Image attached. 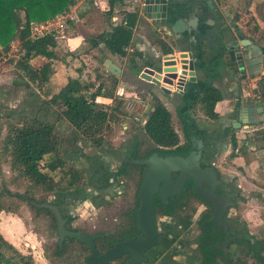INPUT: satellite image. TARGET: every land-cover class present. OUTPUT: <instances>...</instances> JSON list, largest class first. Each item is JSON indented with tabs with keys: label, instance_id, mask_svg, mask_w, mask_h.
<instances>
[{
	"label": "crops",
	"instance_id": "1",
	"mask_svg": "<svg viewBox=\"0 0 264 264\" xmlns=\"http://www.w3.org/2000/svg\"><path fill=\"white\" fill-rule=\"evenodd\" d=\"M219 1L220 4L214 0L216 7L213 10H209L203 0H167L169 7L172 8V17L170 23L165 24L142 16L139 8L131 5L128 0H125L123 4L115 5L111 14L105 13L108 8L106 0H76L68 11L60 14L66 20L62 37H60L59 31L54 25L55 19L60 15L48 20L50 23L48 26L50 29L49 33L53 34L56 43L52 49L53 58L50 59L51 73L40 87H36L29 82L13 66V62H5V56L9 55L11 50L0 56L1 113L10 118L14 116L11 113L13 112V107H17V109L26 112L29 116L35 115L41 120L54 124L57 131L63 136L61 149L63 155L66 151L64 146L67 143L70 151H78V136L62 118H58L55 108L47 105L45 101L68 78L78 79L80 82L87 84L88 93L96 90L93 99L96 107L108 108L115 96H128L133 93L143 94L151 91L169 111L171 122L173 123L174 118H177L180 132L179 116H184L195 124L202 140L204 162H209L214 167L213 162L216 160V154L221 150L224 152L223 156L226 159L227 157L230 158L236 167L246 172V175L242 173L244 175L238 178V182L250 184L251 188L249 189H253V191L249 195L262 199L264 197V145L257 130L264 127V104L254 99L253 96L254 92L258 91L260 78L264 76V58L260 61L259 72L256 75L246 73L244 77L237 71L235 63L230 61L226 55H221V62L215 67L214 75L211 78L204 76L202 66L216 58L225 47L226 40L230 38L247 39L256 44L260 48V54L264 55L261 50L262 46H264V4L263 0ZM91 5H95L96 9ZM134 8L138 11V19L133 27L127 51H136L141 54V57L134 60L135 68L127 57L113 55L101 42L102 38L109 34L111 26L121 21L123 11H131ZM76 12L80 18L78 22H76ZM235 13L238 14L236 21L233 20ZM171 22L176 23L174 25L176 33L170 31L169 25ZM153 36L161 38L171 47L172 52L170 54L176 55L180 51H187L196 57L194 62L195 80L193 82L188 81L183 92L177 93L170 90V92L166 93L151 82L138 77L146 62L149 61L154 64L157 63L158 59H162L165 56L160 53L157 46L152 44L151 38ZM87 42L91 43L92 46L90 47ZM12 56L16 57L14 54ZM46 61L42 56H35L29 60V63L37 68ZM110 64L117 68L116 74L107 68ZM174 65L179 67L178 60H175ZM136 69L139 70L138 73H136ZM206 81L215 86L221 94V99L214 105V110L217 113V118L214 120L205 117L198 104L191 108V102L189 104L182 103V99L186 97L190 101L192 98L190 93L193 94ZM56 84L58 86L55 87ZM98 87H100L99 90H97ZM238 100L259 101L261 103V111L256 112V121L254 123H248L244 116L241 117L238 127L232 126V123L236 125L237 113L235 105ZM127 103L132 104L137 109H141L142 104L147 109L148 105L140 100L126 98L123 106L126 107ZM9 104H11L10 107L8 106ZM134 114L139 116L135 112ZM126 116H120L113 121L118 122L121 124V128H124L123 123H125ZM113 121L110 124L114 135L116 129ZM226 130L235 134L238 138V143L232 156L230 155V144L224 138V131ZM127 131L129 132V130L125 132ZM5 134L6 131L2 128L0 130V138H3ZM254 137L260 143L257 147H255L256 141L254 142ZM114 139L115 137L112 138V140ZM106 143L107 141L104 144ZM115 147L116 154L119 155L118 159H122L131 151L133 140H124L122 138L118 140V144ZM89 149H94V152L97 150L95 147H90ZM236 151L240 155H236ZM103 152L108 155L105 150ZM88 153H93V151L88 152L83 149L82 155H79L83 156L84 154L86 161L90 157L86 163L82 164V162L80 166L85 170L88 182L84 187L73 191L80 192L85 189L86 195L82 198L87 196V198L89 197L88 199L95 202L115 189L113 187L115 181L112 179L111 174L107 177V182L105 180L100 181V174H103L106 170L101 165L97 164V166H94L93 162L89 161L94 158H91ZM45 156L44 161H48ZM105 159L110 162L111 157ZM69 161L74 163L72 159H69ZM1 167L2 170L7 169L4 164ZM92 167H96L95 173ZM57 171L58 169L50 174ZM108 182L111 185L110 188L108 187L109 185L107 186ZM92 184H94L93 187ZM229 185L234 189V195H237V200L239 189L232 184ZM255 189L261 192L254 191ZM19 215V210L17 213L0 211V234L20 253L30 254L39 244L38 236L32 229L26 227ZM158 222L159 225H164V218H159ZM247 231L251 237L257 240L258 238H264V236H252L248 229ZM163 236L162 234L161 240L156 246L147 251L148 259L145 264H199L196 258L186 253L185 243L178 240L173 242L171 246H166L167 241H163ZM240 255L238 253L237 256ZM216 261L224 264V262Z\"/></svg>",
	"mask_w": 264,
	"mask_h": 264
},
{
	"label": "trees",
	"instance_id": "2",
	"mask_svg": "<svg viewBox=\"0 0 264 264\" xmlns=\"http://www.w3.org/2000/svg\"><path fill=\"white\" fill-rule=\"evenodd\" d=\"M75 1L0 0V56L12 51L11 48H13L16 57L14 56L8 61L13 62V66L36 87H40L51 73L50 59L53 58L52 49L56 41L52 33L31 35L30 23L52 19L54 16L68 11ZM106 1L108 8L105 13L111 14L113 7L123 4L125 0ZM216 2L220 4L219 0ZM137 19V9L124 10L121 21L111 26L109 34L101 40L110 53L117 57H127L134 68V60L141 57V54L136 51L128 52L127 47L130 44L132 30ZM237 19L238 14L235 13L233 20ZM151 42L163 55L172 52L171 47L159 37L153 36ZM261 50L264 53V46ZM221 55H223V50L216 58L202 66L206 78H211L214 75L215 67L221 62ZM35 56H42L47 61L35 68L29 63V60ZM151 65L149 61L145 63V66L151 67ZM135 71L138 73L139 70ZM87 89V84L78 79L68 78L55 93L48 96L45 103L55 108L58 118H62L82 141L95 148L101 147L111 137L112 126L110 123L120 116L126 115L123 110L126 98L140 100L149 105V108L143 111L146 115L142 122L140 121V127L151 144L144 143L137 136H133L134 158H144L154 151L186 154L194 148L195 139L199 138V134L194 132L188 118L179 116L182 134L180 140L171 122L169 111L151 91L143 94L115 96L110 106L103 108L96 107L93 103L96 90L88 93ZM99 89L100 87L97 90ZM253 98L264 104V76L260 78L258 91L254 92ZM220 99L221 94L218 89L206 81L193 92L190 101L186 97L182 99V103L189 104L191 102V108L198 104L203 115L214 120L217 118L214 105ZM134 117L140 120L139 116L135 114ZM2 128L5 129L6 134L0 138V211L17 213L21 204H24L32 216L46 214L48 221L45 226L48 236L55 235L56 238L50 244L49 252L45 246L43 247V250H46L44 256L53 264H56V260L62 261V264H85L84 259L88 255V251L73 234L76 232L87 233L71 227L73 218L70 215H60L64 234L59 235L57 218L52 209L55 203L52 200H46V195L84 187L88 182L85 170L76 167L74 163L68 161L63 155L61 156L63 136L57 131L54 124L41 120L35 115L28 116L23 111L18 113L17 118L10 119L0 111V130ZM257 133L264 145V127L258 129ZM224 138L230 144V155L232 156L238 138L227 130L224 131ZM46 154L50 155L48 161H44ZM2 164L6 165V170H2ZM56 169H58L57 172L50 174ZM141 170V165L130 162H124L117 167L114 175L123 180L124 198L129 192L136 201L135 196L140 183ZM190 198H193L196 204H202L208 208L209 212L211 211L210 203L203 196L197 194L190 178L185 182L180 196L169 198L166 205L155 198L154 211L161 215H170L173 213V208L177 207L181 212L191 200ZM122 210L119 212V216L122 215ZM132 210L133 208L127 214L129 217H133L134 226L135 216ZM209 214H201L200 219L195 223L198 232L192 240L194 244L192 254L198 257L199 264H212L215 259L220 257V252L213 248L215 235L203 223ZM179 216L185 219L189 218L188 214ZM121 226L123 227L122 224L120 228ZM106 229L102 227L94 239L98 253L103 252L117 240L111 234L105 233ZM120 231L122 229L118 232ZM128 234L123 232L122 237ZM117 260L121 261V259ZM117 260H113V262ZM0 264H34V262L29 253H20L0 234ZM233 264H264V238L255 239L253 243L247 242L245 252L236 256Z\"/></svg>",
	"mask_w": 264,
	"mask_h": 264
},
{
	"label": "water",
	"instance_id": "3",
	"mask_svg": "<svg viewBox=\"0 0 264 264\" xmlns=\"http://www.w3.org/2000/svg\"><path fill=\"white\" fill-rule=\"evenodd\" d=\"M141 4L138 7L142 16L153 19L157 22L169 24L172 17V8L169 7L167 0H140ZM205 6L209 10L216 7L214 0H203ZM173 23V24H172ZM171 22L169 25L170 31L176 33L174 25ZM260 48L247 39H227L223 48V55H226L230 61L235 63L237 71L242 77L248 73L256 75L259 70L260 61L264 55L260 54ZM175 60H178L181 74L176 77ZM196 57L192 56L191 52L180 51L176 55L168 54L158 59L157 63L152 64V67L145 66L141 69L138 77L146 80L157 86L163 92L181 93L180 84L183 80V75H187L186 81L193 82L194 78V62ZM112 73L116 74L117 68L113 65L107 67ZM174 87V88H173ZM192 94L190 93V97ZM236 107L237 120L232 123V126H239L241 117L245 116L248 123L256 121L255 114L261 111V103L259 101L238 100ZM149 108V105H147ZM189 120V119H188ZM193 130L197 131L195 124L189 120ZM82 155V152L79 153ZM134 164L142 165L143 171L137 191L138 207L135 211L136 223L139 232V238L130 237L126 240L113 243L103 252L98 253L94 244L96 234H84L76 232L73 234L77 240L84 244L88 255L85 257V264H109L110 261L126 254L128 258L121 264H138L145 262L147 258L141 253H145L154 247L156 243L157 231L155 229L151 212L152 196L159 193L160 200L165 203L166 196L172 193L180 194L181 188L186 178H191L194 182V189L198 195L203 196L209 203L212 204L213 213L210 218L212 220L218 213V204L223 201L222 208L232 205L229 196L226 194H216L213 185L209 188L202 187L201 183L209 180L210 183L216 182V170L214 167L203 161L202 140L195 139L194 148L189 150L186 155H167L160 156L156 152H151L145 158L131 159ZM176 171L178 175L172 179L170 172ZM57 218V232L59 235L64 234L60 215L55 208L52 207ZM219 214H222L220 212ZM225 223L223 227L225 228ZM244 236L252 238L248 232ZM249 238H247L249 240ZM245 239V242L248 240ZM212 264H221L214 261Z\"/></svg>",
	"mask_w": 264,
	"mask_h": 264
},
{
	"label": "rangeland",
	"instance_id": "4",
	"mask_svg": "<svg viewBox=\"0 0 264 264\" xmlns=\"http://www.w3.org/2000/svg\"><path fill=\"white\" fill-rule=\"evenodd\" d=\"M91 6L96 9L95 5H91ZM75 15H76V22L80 21L79 14L76 12ZM53 18H55V16ZM87 44L90 47L92 46L91 43L87 42ZM11 49H12V51L10 52V54L5 56V58H6L5 62H8V60L10 58L14 57V56H12L14 54L13 48H11ZM56 86H58V85L56 84L55 87ZM10 105L11 104H9L8 106L10 107ZM134 109H136V110H134ZM144 109L145 108H144L143 104L141 106V109H137L134 107L129 108L127 106L123 107V110L126 112V115H127L125 117V123H123L124 128H121V124H119L118 122L113 121L114 128L116 129L115 134H114L115 136L112 133L111 137L107 140V143L103 145L104 147L103 146L100 147L101 149L97 148L96 152H98V153L94 152V149L90 150L89 148L90 147L92 148L93 146L90 145L89 143L83 142L78 137L77 138V141L79 143V145L77 147L78 151L77 152L70 151L68 148L69 144L67 143L64 146L66 151L64 152L63 156H65L68 161H69V159H72L74 161V163L76 164L75 166L80 167L81 163L82 162H83L82 164L86 163L90 157L86 161L84 154H83V156H79V152H83V149L84 150L86 149L88 152L93 151V153H88V155L91 156V158L92 157L94 158V159L89 160V161H92L94 166H97L96 161H98V162L100 161L105 165V167H107L105 169L106 171L103 174L101 173L100 177H99L100 181L105 180V182H107V177L110 176L109 171L111 169L115 168V166L118 164V161H119V159H118L119 155L116 154V147H115L116 144H118V140H120L122 138L124 140H126V139L133 140L132 137L137 136L138 139L143 141L144 143L147 142V143L151 144L150 140L143 133V131L140 127L141 122L144 119L143 117H145V115H146L145 112H143ZM19 111L20 110L17 109V107H13V112H11V113L14 116L10 117V119L17 118ZM134 112L139 115V119L141 122L136 119L137 117H134ZM172 124H173V127L175 128V130L177 131V133L179 134V138L181 140L182 139L181 138V132L179 130V124H178L176 117L174 118ZM126 130H129V132L128 131L125 132ZM113 131H114V129H113ZM114 137H115V139L112 140V138H114ZM255 141H256V138L254 137V142ZM258 145H260V143H259V141L258 142L256 141L255 147H257ZM103 150H105L107 152V154L110 155V157H111L110 162L106 161L105 158H110V157H108V155H105ZM60 153L62 156V151ZM223 154H224V152H222L221 150H219L217 152L216 160H214L213 165H214V168H216L218 170V173L222 176V178L228 184H232V185H234V187L236 186L239 189L238 199L236 200V202L231 207V212H234V214H235L234 217L237 220L241 221L245 225V228L248 229L252 233L253 236L262 237V236H264V197L262 199H260V198H255L252 195H249V193L251 191H253V189H249V188H251V185L238 182V178H240L241 175H244V174L246 175V172L244 170L242 171L238 167H236V165H234L235 163L228 157L226 159V157L223 156ZM235 154L240 155L239 153H237V151L235 152ZM115 156H116V158H114ZM45 159L49 160L50 155L46 154ZM67 167H68V165H67ZM95 168L92 167V169L94 170L93 171L94 173L96 172ZM242 173H244V174H242ZM90 179H91V177H90ZM91 181H92V179H91ZM93 182H95V180H93ZM93 185L94 184H92V187H93ZM119 189H120V187L116 188L114 191H118ZM85 191L86 190L84 189L83 191H80V192L69 193L67 195V197L68 196H69V198L73 197V202L71 201L70 203H66V201H65L66 198L64 197V195H62V192H57L55 194L46 195V200L47 201L55 200V208L57 209V211L60 214H62V210H63V212H66V213H69L72 211L73 213H76V215H77V213H79L80 215H78L77 220H76L77 224L83 225L86 222L87 223L92 222L95 225L94 227H96L98 224L97 223L98 219L96 220V218H94V216H92V215L93 214H98V215L102 214L101 212H99V209H98L99 205L93 206L94 203H96L98 200L95 202L91 201L90 199H88L89 197L87 198V196L85 199L79 200L76 197L77 195L84 197L86 195ZM254 191L261 192L258 189H255ZM112 194H115V193L113 192V193H111V195ZM99 200H100V202H102L101 198ZM195 204H196V201L194 199H191L187 203L185 208L180 212V214H182V215L188 214L189 219L191 218L190 222L192 225L189 228V230L192 229V233L190 232V238L192 236L194 237L198 232V228L195 225L197 219L195 220L194 217L196 215L198 216V214L201 215V214H206L209 212V210L206 206H204L202 204H200V205L196 204V206H195ZM66 205H67V209H65ZM87 208H90L89 213L84 212V210H87ZM19 212H20L19 216H20V219L22 220V222H24V224L26 225V227L28 229L30 228L33 231H36L35 233L38 236L39 244H37V247H35V249L30 253V255L33 258L34 264H53L49 261V259H47L44 256V254H45L44 252H46V250H47V252H49V246H50V244H52L54 242V240L56 238L55 235L54 236H48V230L46 229V226H45L47 221H48V216L44 213H41L40 215L32 216L29 209L24 204H21ZM88 216H90V217L92 216V218L88 219ZM180 219H179V222H180L179 224L181 225V224H183V222ZM192 221H193V223H192ZM181 237H179V238H181ZM44 246L46 247L45 251L43 250ZM192 246H194V244L191 243L189 247H192ZM25 254H28V253H25ZM192 256L198 260V257L196 255H192ZM180 258H182V257H180ZM55 263L56 264H62V261L56 260ZM119 263H120V261L117 260L116 262H111L110 264H119Z\"/></svg>",
	"mask_w": 264,
	"mask_h": 264
},
{
	"label": "flooded vegetation",
	"instance_id": "5",
	"mask_svg": "<svg viewBox=\"0 0 264 264\" xmlns=\"http://www.w3.org/2000/svg\"><path fill=\"white\" fill-rule=\"evenodd\" d=\"M156 153L160 156H167V155H174V154H179V155H186L187 154V153L186 154H180V153H159V152H156ZM133 158L134 157H133V147H132L131 151H129V153L126 154L124 158L119 159L118 164L115 166V168H113L109 171V174L112 175V179L115 181V184L113 185V187L115 189L120 187V189L118 191H114L115 190L114 189L110 193L108 192L104 197H102V199H101L102 202H100V200H98L96 203H94L93 206L99 205V207H98L99 212L102 213L101 215H98V214L92 215V216H94V218H96V220L98 219V221H97L98 224L96 227H94L95 225L92 222L91 223L86 222L83 225L77 224L76 220H77L78 215H80L79 213H77V215H76V213H73L72 211L69 213H66V212H63V210H62V214H60L58 212L59 215H62V216L70 215L73 218V220L71 221V224H70L71 227L77 228L80 231H84L87 234L98 235V232L101 231L102 227L103 228L105 227V228H107L105 230V233H109V234H111V236L114 239H117L115 242L126 240L130 237L139 238V232H138V228H137L136 215H135V211L138 207L137 192H136V196H135L136 201H135V198L133 199L131 193H129V192L127 193L125 199L123 200L122 197H123V193L125 191V186L123 184V180L114 175L117 167L120 164H122L124 162L132 163L131 159H133ZM134 159H137V158H134ZM96 163L98 165H101V167L104 169L107 168L100 161L99 162L96 161ZM206 163L212 165L209 162H206ZM215 170H216V182L210 183V181L207 180V181L202 182L201 185L204 188H209L213 185L214 192L216 194H218V195H220V194L226 195L227 194L229 196L230 201L232 202V205L226 206L225 209L223 210V208H222L223 201H221L218 204V211H217L218 213H216L215 217L212 220H210L212 213H213V207H212V204L210 203L211 211L208 212V213H210L209 217L206 220H204L203 223L205 226H208L210 228L211 233H213L215 235V239L213 242V248L220 252V257L215 259V261L218 260V261L224 262V264H233L238 253L243 254L246 250L247 242H245L244 240L249 238V237L244 236V233L248 232V231L245 228V225L241 221L237 220L234 217L235 214L233 212H231L230 208L236 202V198H237V195L236 196L234 195V189L222 178V176L218 173L217 169H215ZM142 171H143V166H142L141 174H142ZM177 175H178V172H176V171L170 172V176L172 179H175L177 177ZM188 179H189V177L186 178L185 182ZM140 180H141V175H140ZM185 182H184V184H185ZM184 184H183V186H184ZM192 185L194 188L193 180H192ZM107 186L110 188L111 187L110 183H108ZM183 186L181 188V191L183 189ZM76 190H78V189H76ZM111 190H112V188H111ZM70 191H73V190H70ZM70 191L62 192V195H64V197L66 198L65 199L66 203H70L71 201L73 202V197L72 198L71 197L69 198V196L67 197V195L69 194L68 192H70ZM137 191H138V188H137ZM181 191H180V194H181ZM113 192L115 194L111 195V193H113ZM70 193H72V192H70ZM180 194L176 195L175 193H172V194L167 195L165 203H163L160 200L158 192L152 196L153 209L151 212V216L153 219L155 229L157 231L156 243L154 246H156L158 244V242L161 240V236L163 234L164 236L162 239H163V241H167L166 246L167 245L171 246L173 244V242L180 240L186 244V247H185L186 253L193 255L191 252H192V249L194 248V246H192L191 248L189 247L190 244L192 243L193 238H194L193 236L190 238V232L192 233V229L189 230V228L192 225L190 222L191 218L190 219L189 218L185 219L183 217L181 218L179 216L180 211L177 207L173 208V213L170 215H161V214L156 213L154 211V206H155L154 200H155V198L157 200H159L163 205H166L169 198L174 197V196L179 197ZM76 197L79 200L85 199V198H82L80 195H77ZM190 199H193V198H190ZM52 201H54V203H55V200H52ZM135 202H136V204H135ZM156 205H157V203H156ZM131 208H133L132 212L134 213V216H135L134 217V226H133V217H129V215L127 214V212H129L131 210ZM65 209H67V205L65 206ZM121 209H123L122 215L119 216V212L121 211ZM84 212L89 213L90 208H87V210H84ZM220 212H222V214H219ZM92 216L91 217L88 216V219L92 218ZM161 217L164 218V225L163 224L159 225L158 220ZM179 219L183 222V224H181V225L179 224L180 223ZM194 219L195 220L200 219V214H198V216L196 215L194 217ZM192 223H193V221H192ZM223 223H225V225H226L225 228L223 227ZM121 224L123 225V227L121 226V228H120ZM120 229H122V231L118 232ZM123 232L129 233V234L127 236L122 237ZM179 237H181V238H179ZM115 242H113V243H115ZM248 242L253 243L254 240L252 238H249ZM141 254L147 258V254H148L147 252H145V253L142 252ZM127 258H128V255L124 254V255H122V256L114 259V260L121 259V261L119 263V264H121ZM111 262H113V260L110 261L109 263H111ZM145 263H147V260L145 262H139L138 264H145Z\"/></svg>",
	"mask_w": 264,
	"mask_h": 264
},
{
	"label": "built area",
	"instance_id": "6",
	"mask_svg": "<svg viewBox=\"0 0 264 264\" xmlns=\"http://www.w3.org/2000/svg\"><path fill=\"white\" fill-rule=\"evenodd\" d=\"M128 1L131 5H133L137 8L141 4L140 0H128ZM52 19H54V18H52ZM65 22H66V20L62 17V15H60L59 17H57V19H55L54 25L57 27L59 34H60V37L63 36L62 31L65 28V25H66ZM49 25H50V23L48 20L44 21V22H39V23H30V34L36 35V34H41V33H49V31H50V29L48 27ZM175 74H176V77L181 74V69L179 67H176ZM186 77H187L186 74L183 75L182 83H179L180 84L179 86H180V89H182V92L186 87V83H187ZM126 106L129 108L133 107V105L129 104V103H127Z\"/></svg>",
	"mask_w": 264,
	"mask_h": 264
}]
</instances>
